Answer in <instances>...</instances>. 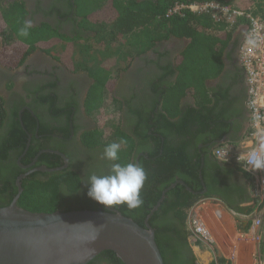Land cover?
Segmentation results:
<instances>
[{"label": "trees", "instance_id": "1", "mask_svg": "<svg viewBox=\"0 0 264 264\" xmlns=\"http://www.w3.org/2000/svg\"><path fill=\"white\" fill-rule=\"evenodd\" d=\"M226 0H74L75 17L80 21L81 35L69 39L60 33L58 27L44 23L31 27L28 36H20L19 31L26 22L27 11L24 3H17L10 8L0 5V34L5 36L9 31L13 39L7 40L2 52L4 65L10 68L21 67L26 60L37 51H44L54 56L57 45L65 43L57 59L72 54L74 42L89 40L98 35L106 27L111 28L114 39L123 38L127 48L134 49L137 57L152 51L163 42L174 39H186V49L180 54L175 67L163 68L157 88L162 96V109L155 115L146 116L144 127L136 134L146 142L157 144L154 152L137 159L135 144L128 140L120 131H116L115 138L125 141L119 152V163H136L146 172V180L140 191L143 203L130 209L127 204L106 207L88 196V188L84 186V179L70 162V166L61 172H36L22 181L23 194L18 205L33 213H54L73 211H118L145 227V219L160 201L163 192L178 180L185 185H177L166 194L159 209L151 217L149 224L155 230L156 242L164 259V264H199L189 242L190 231L188 216L190 210L201 199L219 197L230 209L237 214H249L253 208L234 207L226 194L231 188L227 178L239 168L224 170V164L208 157L206 137L215 136L221 141L229 133L232 125L226 117L216 116L209 93L208 82L217 80L225 72L224 55L234 39L233 32L226 30L225 22H214L208 15H195L186 12L184 16H167L176 4H203ZM242 8H251L256 16L264 21V0H238ZM213 31L207 33L206 31ZM91 32V33H90ZM90 33L89 37L87 34ZM10 36V35H8ZM88 37V38H86ZM170 82L168 77H175ZM95 85L88 97L89 111L100 109L104 102L109 84L113 80L112 72L100 68L93 72ZM170 82V83H169ZM160 83L166 84L161 90ZM169 83V84H167ZM223 88L222 86H219ZM188 93H193L196 107L185 112L180 110V103ZM228 94H220L223 107L232 106ZM25 112L21 117L18 111L7 113L0 100V129L6 123L7 137L0 150V170L3 163L10 161V176L0 180V208L8 207L18 193L17 178L27 172L17 163L25 153L29 133L32 143L28 152L21 159L23 166L31 164L41 150L49 146L39 144L37 137H50L56 132L43 126L38 130L37 122L30 127ZM21 118V119H20ZM49 136H46L48 135ZM96 133L88 146L106 147L100 143ZM217 136V137H216ZM114 138V139H115ZM113 139V140H114ZM111 141L115 142V141ZM201 145H204L201 147ZM136 153V154H135ZM205 155L204 166L202 157ZM71 161L70 157L67 156ZM46 166L49 169L63 166V161L51 153L40 156L36 167ZM5 168V169H6ZM3 169V170H5ZM2 174V171H1ZM248 175V174H247ZM202 176V178H201ZM249 176V175H248ZM250 179V176H249ZM204 186L208 193L201 195ZM217 186L224 187V192L215 190ZM191 189V191L188 190ZM199 193V194H197ZM115 210V211H111ZM250 224L239 225V229L247 232ZM202 245L201 243L198 246ZM90 264H124L114 252L106 251L95 258ZM211 264H229L224 258L218 257Z\"/></svg>", "mask_w": 264, "mask_h": 264}, {"label": "flooded vegetation", "instance_id": "2", "mask_svg": "<svg viewBox=\"0 0 264 264\" xmlns=\"http://www.w3.org/2000/svg\"><path fill=\"white\" fill-rule=\"evenodd\" d=\"M22 2L28 12L26 21H31L32 27L47 23L53 27H58L60 33L69 39L77 38L83 32L80 29L79 18L75 17L74 0H4L1 8H10V6ZM90 33L87 34L88 37ZM13 37L11 31L5 36L0 34V100H2L4 108L9 114L18 111L21 117L25 112L30 113L32 118L27 117V120L31 128L37 122L38 130L43 126L56 132V134L51 135L53 136L51 139L50 137H37L40 145L50 148L41 150L37 154L35 157V159L38 157L36 164L42 154L51 153L58 156L63 161L64 166L65 162L60 156L62 154L68 160V167L71 162L75 170L84 179V186L88 188V176L92 173H107L112 163L103 157L105 147L95 146L91 148L88 146V142L96 133L102 134L98 122L93 117L95 111L90 112L88 107L89 93L96 83L95 78H93L94 71L80 70L76 65H71L41 51L35 52L21 67L10 68L4 65L2 52L7 45L6 41L13 39ZM178 40L170 50L168 48L170 52L166 56H161L156 52L155 54H148L147 57L154 61L159 60L161 65H168L171 59L173 60L179 53H182L188 45L185 40ZM61 44L65 45L64 43ZM61 44L57 47L59 48ZM160 51L164 52L163 49ZM147 57L137 58L130 67L120 73L112 85L111 99L118 109V124L112 130L110 139L106 140L102 136L100 138V143L110 144L115 138L114 133L117 130L122 132L128 140L135 144L137 159L157 149L155 142H146L136 134L144 127L142 118L145 120L146 116L155 115L154 113L162 109L161 96L156 87L159 84L162 70L160 71L156 64H148ZM187 96L180 103V110L183 112L195 107L194 100L188 99ZM7 131L5 123L0 129V150L8 139ZM28 134V148L18 159V165L28 152L33 140L32 134L29 132ZM206 139L209 140L205 147V153L212 159L210 157L211 150L217 139L213 135L206 137ZM114 141L121 142L122 140L115 138ZM124 142L121 143V147L125 145ZM67 156L70 157L71 161ZM202 159V166H204L205 155ZM10 163V161L3 163V168L0 170L1 181L10 176L11 170L6 168ZM136 163L138 164V160ZM229 169L231 168L224 166V170L228 171ZM233 182H235L234 172L227 178L229 186L234 187ZM205 189L208 193L206 186H204ZM215 190L222 193L225 189L217 186ZM203 192L200 194L203 195ZM226 194L229 201L236 202L238 196L233 192V189ZM205 199H212L225 204L219 197Z\"/></svg>", "mask_w": 264, "mask_h": 264}, {"label": "water", "instance_id": "3", "mask_svg": "<svg viewBox=\"0 0 264 264\" xmlns=\"http://www.w3.org/2000/svg\"><path fill=\"white\" fill-rule=\"evenodd\" d=\"M60 156L65 165L53 169L35 167L38 157L30 166L19 161L27 172L16 180L18 193L12 203L0 208V264H90L106 251L114 252L124 264H164L149 220L166 194L185 183L179 180L163 192L145 227L118 211L33 213L21 208L22 181L36 172L56 173L68 168V160ZM206 193L207 189L203 195Z\"/></svg>", "mask_w": 264, "mask_h": 264}, {"label": "crops", "instance_id": "4", "mask_svg": "<svg viewBox=\"0 0 264 264\" xmlns=\"http://www.w3.org/2000/svg\"><path fill=\"white\" fill-rule=\"evenodd\" d=\"M105 1V0H103ZM232 0H226L228 4H232ZM234 2V1H233ZM236 5L239 6V1L237 0L234 2ZM240 8V7H239ZM247 9V8H243ZM226 30L228 32H233L234 39L232 41V44L226 51L224 55V61L226 63L225 72L222 75L221 78L213 81L208 82V87L212 89V91L209 93L210 99L212 104L210 107L214 108V114L216 116H222L226 117L229 122L231 123L232 127L228 134L225 135V137L221 141L214 142V146L211 150V158L218 161L215 157V152L218 148L229 146L234 151L242 152L245 148V141L248 138V135L251 132L250 128V112L248 110L247 102L249 100V91H248V84L246 81V73L244 68L242 67L241 60H240V52L241 47L243 46L246 35L248 31V22L246 19H238L237 23L231 28L227 24ZM207 33H212L213 31H206ZM97 37V35H93L94 39ZM89 39V40H91ZM113 34L111 33V36L106 39L107 43H111L114 40ZM103 40V39H102ZM185 40L188 44L190 41L186 39H180ZM88 41V40H83ZM179 41L178 39L172 38L169 41L163 42L157 46L152 51H148L147 53L141 55L147 57L148 54H155L156 52L160 54L161 56H166L168 54V48L169 50L173 45ZM125 42V41H124ZM65 44V43H64ZM126 46V45H125ZM57 47V46H56ZM62 49L66 47L65 45H60ZM127 48V47H126ZM163 49L164 52H161L160 50ZM134 49L127 48V55L125 56V66L123 70H126V68L130 67L132 63L139 57H137ZM107 54L105 55L106 59H103L102 61L113 63V59L115 58V54H112L113 51L110 50L108 47ZM43 53H46L44 51H41ZM49 55L48 53H46ZM54 57L57 55V50L54 49ZM181 53L177 55L173 60L171 59V62L168 65H161L158 61L151 60V58H146L148 61V64H156V66L159 68V70H162L163 74V68H167L168 66L173 69L175 67V64L177 62V59L179 58ZM53 56V55H51ZM140 56V57H141ZM103 58V57H100ZM60 60V59H59ZM64 60V58H62ZM69 64L73 65L71 60L67 61ZM165 66V67H164ZM104 69H107L110 71L109 66H104ZM111 72V71H110ZM113 77V80L110 82L109 89L107 90V93L104 97L103 106H106L110 109V111L115 110L114 102L111 99V92H112V85L114 82L118 79V77ZM176 78L171 77L170 82L174 81ZM169 82V83H170ZM167 83V84H169ZM162 83H160V86ZM165 85L163 84L161 86V90L165 89ZM222 86L223 88L219 87ZM157 87V86H156ZM227 93V100L229 102L233 101L234 104L232 106L223 107L221 101L220 94ZM161 96V95H160ZM162 98V96H161ZM188 99H193L195 102L194 106L196 107V99L193 95V93H188L187 96ZM184 99V98H183ZM204 145H201V147ZM219 162V161H218ZM221 163V162H220ZM225 165V164H224ZM227 167L233 168L238 167L239 171H234L235 176V182L234 187L229 186L231 190L233 189V192L237 194L238 198L236 199V202L230 201V203L236 207V208H253L254 204V198L252 194V185H251V178L249 179V176L247 173L242 170L241 166H235V165H226ZM210 200V199H209ZM212 200V199H211ZM217 205L214 206L217 208L216 211H222V214L226 217L223 222L218 220L217 214L216 218L213 215H209L208 217L203 220V217L201 216L199 210H195V212L199 215V218L202 219L204 225L209 229L212 240L210 241L212 244H216L215 251L211 250H202L200 247H195V255L200 260V264H211L212 262L216 261L218 257L224 258L229 264H256L255 261V254L257 251V244L253 240V237L251 235V230L249 229L247 232H243L240 229H238L237 222L233 218V216L230 214L233 210L230 209L227 205L219 202L214 201ZM203 210V209H202ZM201 210V211H202ZM205 209L202 211L204 212ZM234 212V211H233ZM204 215V213H202ZM206 215H204L205 217ZM206 221V222H205ZM221 222V223H219ZM239 225L243 224L246 225L247 223L239 221ZM214 232V235L212 234ZM236 233V234H235ZM238 234V235H237ZM234 238V239H233ZM189 241L191 242L192 239L189 238Z\"/></svg>", "mask_w": 264, "mask_h": 264}, {"label": "built area", "instance_id": "5", "mask_svg": "<svg viewBox=\"0 0 264 264\" xmlns=\"http://www.w3.org/2000/svg\"><path fill=\"white\" fill-rule=\"evenodd\" d=\"M251 10V8H239L233 3L209 1L203 4H176L169 10L167 16H184L186 12L208 15L214 22H225L231 28L238 19H246L248 22V31L241 47L240 60L248 84L247 106L250 112L251 132L242 152L234 151L226 146L218 148L215 157L222 164L241 166L251 178L254 198L252 212L247 215L233 211L232 213L239 215V219L250 224L253 240L258 246L255 254L256 264H264V169H254L247 163L252 153L264 155V21ZM220 213L221 211H216L217 216L221 218ZM188 220L190 238L196 246L212 240L209 229L197 215L191 212Z\"/></svg>", "mask_w": 264, "mask_h": 264}, {"label": "rangeland", "instance_id": "6", "mask_svg": "<svg viewBox=\"0 0 264 264\" xmlns=\"http://www.w3.org/2000/svg\"><path fill=\"white\" fill-rule=\"evenodd\" d=\"M3 1L4 0H0V5L2 4ZM98 1L102 2L103 0H98ZM233 1L235 2L236 0L231 1L233 4H235ZM239 7H241L240 4H239ZM110 32H111V28L106 27L105 29L100 31L97 37H95L94 39H91L88 41L78 40L74 42L73 47H72L73 49H72L71 56L70 54L65 56L64 60H67V61L71 60L72 64L76 65L80 70L95 71L100 68H104V66H109L110 71L112 72V76L118 77L120 73L123 71V68L125 66L126 61L124 59H125V56L127 55V48L125 46V42L123 38L118 37L117 39H113L114 40L113 42L107 43L106 39L109 37V35L111 36ZM108 47L110 48V50L113 51L112 54H115V58L113 59L114 62L109 63V64L108 62L102 61L103 59H106L105 55L108 52L107 51ZM55 49L57 50V54H61V52L63 51L62 47H59V48L56 47ZM100 57H103V58H100ZM93 117L98 122L99 128L102 133V137L106 140L110 139L112 130L116 128V124L118 123V109L116 108V106H115L114 111L113 110L110 111L109 108L102 105L100 109L94 112ZM100 138L101 137H99V139ZM214 201L215 200H211V199L210 200L209 199L199 200L194 205V207L190 210L189 214L193 212L194 215H197L199 217V215L195 212V210L198 209L201 216L203 217V220H205V218L208 217L209 215H213L216 218L215 213H216L217 208H215L214 206H216L217 204L214 203ZM202 209L203 210L205 209V211L202 212L203 211ZM202 213H204V215L206 216L204 217ZM230 214L233 216V218L237 222L238 229H239V223H240L239 221L241 222H244V221L239 219V215H234L232 212H230ZM187 224L189 228V220ZM251 235L253 236V233H251ZM190 244H191L194 254H195V250H194L195 247H200V249L202 250L206 249L209 251L211 250L215 251L216 249V244L214 243L212 244L211 242H208V241L205 243H201L202 245L200 246H196V244L193 241H191ZM197 260H198V263L200 264V260L198 258Z\"/></svg>", "mask_w": 264, "mask_h": 264}, {"label": "clouds", "instance_id": "7", "mask_svg": "<svg viewBox=\"0 0 264 264\" xmlns=\"http://www.w3.org/2000/svg\"><path fill=\"white\" fill-rule=\"evenodd\" d=\"M32 27L26 21L20 29V36H28ZM121 142H112L104 148L103 157L112 162L107 173H92L88 176V196L106 207L127 204L130 209L139 207L143 201L140 191L147 178L144 168L137 163L121 164L119 152ZM247 163L254 169H264V155L252 153Z\"/></svg>", "mask_w": 264, "mask_h": 264}, {"label": "bare ground", "instance_id": "8", "mask_svg": "<svg viewBox=\"0 0 264 264\" xmlns=\"http://www.w3.org/2000/svg\"><path fill=\"white\" fill-rule=\"evenodd\" d=\"M220 214H221V218H220V216H218L217 218H219L218 220H220L221 222H223L224 219H226V217L222 213H220ZM221 222H219V223H221ZM212 234L214 235V232H212Z\"/></svg>", "mask_w": 264, "mask_h": 264}]
</instances>
